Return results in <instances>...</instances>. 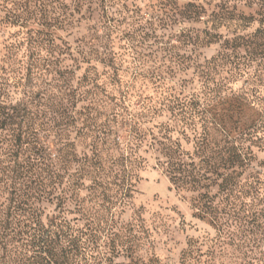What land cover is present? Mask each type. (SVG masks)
Returning <instances> with one entry per match:
<instances>
[{
  "label": "rangeland",
  "instance_id": "rangeland-1",
  "mask_svg": "<svg viewBox=\"0 0 264 264\" xmlns=\"http://www.w3.org/2000/svg\"><path fill=\"white\" fill-rule=\"evenodd\" d=\"M68 79L71 150L102 158L68 204L85 264H263L264 0H0V126L52 122Z\"/></svg>",
  "mask_w": 264,
  "mask_h": 264
},
{
  "label": "trees",
  "instance_id": "trees-1",
  "mask_svg": "<svg viewBox=\"0 0 264 264\" xmlns=\"http://www.w3.org/2000/svg\"><path fill=\"white\" fill-rule=\"evenodd\" d=\"M55 47L59 49L58 61L60 56L73 53L69 46ZM232 57L229 52L219 55L224 65L240 64ZM57 71L61 78L62 72ZM82 80L93 83L86 76ZM68 81L65 88L57 85L63 91L58 95L56 117L49 120L52 122H1L0 129L13 131L14 140L9 164L0 172V185L8 192L5 202H0V264H85L83 259L91 247L87 237L90 228L78 226L80 218L69 217L73 210L68 204L78 201L77 211L86 216L80 191L85 179L101 183V174L93 166L100 167L102 158L97 153L80 158L71 150L68 131L75 124V116L69 105L75 104L77 97ZM14 114V118L24 120L27 110L14 107L9 119ZM41 132L53 133V151L39 138ZM73 164L82 167L70 172ZM262 234L264 239V229Z\"/></svg>",
  "mask_w": 264,
  "mask_h": 264
}]
</instances>
